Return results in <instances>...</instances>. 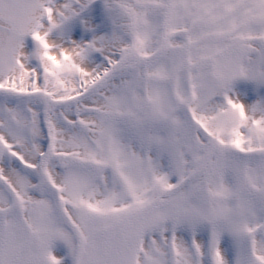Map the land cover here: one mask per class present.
Wrapping results in <instances>:
<instances>
[{"label": "snow or ice", "instance_id": "6c2138e0", "mask_svg": "<svg viewBox=\"0 0 264 264\" xmlns=\"http://www.w3.org/2000/svg\"><path fill=\"white\" fill-rule=\"evenodd\" d=\"M264 264V0H0V264Z\"/></svg>", "mask_w": 264, "mask_h": 264}, {"label": "bare ground", "instance_id": "6f19581e", "mask_svg": "<svg viewBox=\"0 0 264 264\" xmlns=\"http://www.w3.org/2000/svg\"><path fill=\"white\" fill-rule=\"evenodd\" d=\"M58 245H62L61 244H58ZM57 245V246H58ZM54 254L57 255V257H63V264H71V257L67 255V250L64 252V250H61L59 248H55L54 249Z\"/></svg>", "mask_w": 264, "mask_h": 264}]
</instances>
